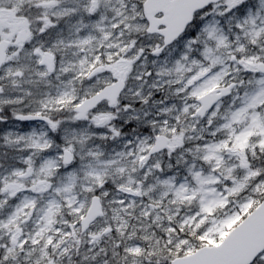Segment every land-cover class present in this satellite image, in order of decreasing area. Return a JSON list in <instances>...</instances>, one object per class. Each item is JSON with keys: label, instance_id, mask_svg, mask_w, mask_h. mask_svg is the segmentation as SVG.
<instances>
[{"label": "snow or ice", "instance_id": "6c2138e0", "mask_svg": "<svg viewBox=\"0 0 264 264\" xmlns=\"http://www.w3.org/2000/svg\"><path fill=\"white\" fill-rule=\"evenodd\" d=\"M0 264H264V0H0Z\"/></svg>", "mask_w": 264, "mask_h": 264}]
</instances>
